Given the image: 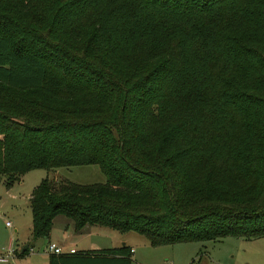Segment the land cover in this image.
<instances>
[{"label": "trees", "instance_id": "16d2710c", "mask_svg": "<svg viewBox=\"0 0 264 264\" xmlns=\"http://www.w3.org/2000/svg\"><path fill=\"white\" fill-rule=\"evenodd\" d=\"M80 165L105 182L42 178L34 238L264 237V0H0V181Z\"/></svg>", "mask_w": 264, "mask_h": 264}, {"label": "rangeland", "instance_id": "374dc122", "mask_svg": "<svg viewBox=\"0 0 264 264\" xmlns=\"http://www.w3.org/2000/svg\"><path fill=\"white\" fill-rule=\"evenodd\" d=\"M44 177L56 183L105 182L97 165L32 170L9 188L0 181V256L8 259L0 264H23L18 253L24 245H29L34 251H41L46 244L44 238L32 236L29 206L32 189ZM129 234L132 236L128 246L133 249L130 255L133 264H264V237L244 239L228 236L216 241L153 247L142 235L134 232Z\"/></svg>", "mask_w": 264, "mask_h": 264}, {"label": "crops", "instance_id": "0c3cea01", "mask_svg": "<svg viewBox=\"0 0 264 264\" xmlns=\"http://www.w3.org/2000/svg\"><path fill=\"white\" fill-rule=\"evenodd\" d=\"M131 238L129 232L120 233L98 225H85L76 230L70 219L57 215L52 221L51 231L45 239L43 249L34 251L29 247L27 253L20 258L23 259V264H128V260L129 264H133L130 256L133 249L128 246ZM49 243L62 247L63 253L47 252ZM122 247H127L130 254L104 252L106 249ZM70 249L74 252L69 253Z\"/></svg>", "mask_w": 264, "mask_h": 264}, {"label": "built area", "instance_id": "2783aa9c", "mask_svg": "<svg viewBox=\"0 0 264 264\" xmlns=\"http://www.w3.org/2000/svg\"><path fill=\"white\" fill-rule=\"evenodd\" d=\"M6 224L9 225L8 222H7ZM46 251L49 252V253H53V254H61V253H63V249H62V247L57 246V245L54 244V243H49V244L47 245ZM8 252H9V251H8ZM73 252H74L73 249H70V250H69V253H73ZM7 261H8V259H7L6 256H0V262L5 263V262H7Z\"/></svg>", "mask_w": 264, "mask_h": 264}, {"label": "water", "instance_id": "95a60500", "mask_svg": "<svg viewBox=\"0 0 264 264\" xmlns=\"http://www.w3.org/2000/svg\"><path fill=\"white\" fill-rule=\"evenodd\" d=\"M26 247H27V245H24V246L20 249V251L22 252Z\"/></svg>", "mask_w": 264, "mask_h": 264}]
</instances>
